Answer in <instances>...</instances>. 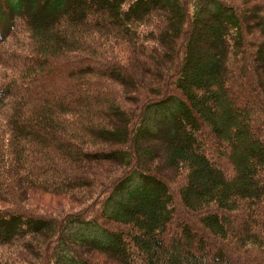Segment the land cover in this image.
<instances>
[{
  "label": "trees",
  "instance_id": "1",
  "mask_svg": "<svg viewBox=\"0 0 264 264\" xmlns=\"http://www.w3.org/2000/svg\"><path fill=\"white\" fill-rule=\"evenodd\" d=\"M8 36L0 264L43 259L36 238L55 232L75 264H100L95 250L129 264L133 249L144 264H264V0H0ZM157 107L169 125L147 121ZM181 165L177 203L165 170ZM24 186L85 191L93 236L80 246L68 222L21 207Z\"/></svg>",
  "mask_w": 264,
  "mask_h": 264
},
{
  "label": "rangeland",
  "instance_id": "2",
  "mask_svg": "<svg viewBox=\"0 0 264 264\" xmlns=\"http://www.w3.org/2000/svg\"><path fill=\"white\" fill-rule=\"evenodd\" d=\"M16 39H13L12 36H8L6 39H1L0 38V43H5L8 44L10 43L13 46V41ZM153 81V80H152ZM47 87V85H46ZM51 90V89H50ZM227 94L229 95V92L223 95V98L227 97ZM238 102V101H237ZM11 108L10 103L3 104L0 106V113H6L9 109ZM161 110H165L166 106L161 105L160 106ZM176 108V107H175ZM221 116L224 117L225 121L232 123V115L230 113H234V116L237 117V108H236V101L235 104L232 102L228 106H225L221 109L220 111ZM172 113L167 114L166 116H163L166 121H158L163 117L160 114V109L157 107L156 110L150 109L148 111V117L147 121L150 122H155L157 121L158 125L160 127L167 126L169 125L172 121L173 118L171 119ZM221 117V118H222ZM238 118V117H237ZM210 131V129H209ZM210 137L212 138V134L208 132ZM208 140L205 141L206 149L208 151V148H210V145H208ZM237 146V144H236ZM230 150H226L225 153L227 155L230 154ZM224 153V154H225ZM225 154V156H227ZM146 159V158H145ZM93 170H97L99 173H106L109 175H113L118 171V167L116 165H113L112 163L108 162H101V163H96L92 165ZM118 168V169H117ZM186 168L184 165L177 166L175 169L165 170V174H170L169 177H172V180L169 181L171 185V189L175 194V200L177 203L180 202V196H179V179H180V174L184 172ZM31 187V186H30ZM29 186H24V190L21 189L22 192V200H21V207H26L31 209L33 212H35L37 215L43 216V217H53L59 220H64L65 222H68L67 228H66V234L69 237L70 240L78 243L80 246H84L88 239H90L93 236V233L89 230V225H91V220L92 215L94 214V209H90V200L91 198L89 195L83 191H72V192H66L63 194H57L53 193L47 190H40V189H33L32 187L30 188ZM2 196H0V210L3 208H12L14 203L13 200L10 197H5V191L0 193ZM13 196V193L12 195ZM120 196V191L118 190L112 197L111 203L115 201V198ZM103 199H107V195L103 196ZM100 207V206H99ZM181 212H188L185 208L180 207ZM83 212L84 215H78V213ZM197 219V214L194 217V220ZM93 224V222H92ZM92 226V225H91ZM117 228V227H116ZM178 231L184 236L185 242L189 241L190 235L187 234V230L184 228L183 229V224L181 227L178 229ZM59 233L55 232L54 233V238L53 240H50L47 235H39L36 239L44 241L41 244L44 245V249L42 250V255H44L43 259H38L35 254V252H28V256L30 261L27 264H40L41 262H47V264H50L51 259L49 258V254L47 253V248L48 245L51 243L50 247V252L52 254V264H75V262L72 261V257H74L67 247L66 244L63 242H56L57 241V235ZM48 238V239H47ZM36 240V241H37ZM87 247V246H86ZM3 249L5 250L8 255L13 256V253L16 252L17 255L21 256V253L17 252V246L15 245H3ZM98 250H95L93 253V260H97L100 264H122L120 259L111 256L107 253L104 252H97ZM142 251H139L137 249L132 250V255L133 258L128 262L129 264H144V259L142 255L144 254ZM90 255V254H88ZM216 255L218 256L219 254L216 252ZM220 256V255H219ZM34 260V262H33ZM40 260V261H39ZM198 263V262H197ZM196 263V264H197ZM199 264V263H198ZM236 264H240L239 261Z\"/></svg>",
  "mask_w": 264,
  "mask_h": 264
}]
</instances>
